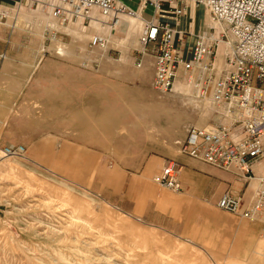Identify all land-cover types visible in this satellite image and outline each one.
I'll use <instances>...</instances> for the list:
<instances>
[{
  "label": "rangeland",
  "instance_id": "374dc122",
  "mask_svg": "<svg viewBox=\"0 0 264 264\" xmlns=\"http://www.w3.org/2000/svg\"><path fill=\"white\" fill-rule=\"evenodd\" d=\"M44 23L34 7L13 10L0 43L61 47L64 55L52 58L60 75H97L96 61H108L109 75L123 83L110 94L108 148L46 142L26 159L1 161L0 264H264V214L252 222L218 208L200 211L183 190L152 181L163 153L177 154L174 143L189 129L214 125L212 103L182 87L154 91L152 72L134 65L138 35L119 45L124 35L116 33L106 51H91L93 27L75 23L49 41ZM246 188L230 185L224 193L247 200L255 185ZM159 251L170 259L156 262Z\"/></svg>",
  "mask_w": 264,
  "mask_h": 264
},
{
  "label": "built area",
  "instance_id": "2783aa9c",
  "mask_svg": "<svg viewBox=\"0 0 264 264\" xmlns=\"http://www.w3.org/2000/svg\"><path fill=\"white\" fill-rule=\"evenodd\" d=\"M137 1L141 10L151 7L149 19L120 0H19L16 9L34 7L42 14L49 41H56L61 30L75 23L87 27L99 24L110 31L121 20L140 21L134 65L140 69L146 58L151 59L153 90L166 94L182 87L209 100L214 108V125L189 129L183 141L174 143L177 154L233 174L246 189L253 183L249 199L226 192L216 206L256 221L264 214V89L258 85L264 82V0ZM198 7L205 11L208 32L196 35L186 59L175 46V35L183 33L161 19L177 23L189 9ZM7 19L8 13L1 10L0 28L6 26ZM110 41V34L97 32L88 47L106 51ZM220 43L224 44L221 54ZM26 152L20 144L2 146L0 163L8 158L26 159ZM179 173V165L172 161L152 181L178 193L183 190Z\"/></svg>",
  "mask_w": 264,
  "mask_h": 264
},
{
  "label": "crops",
  "instance_id": "0c3cea01",
  "mask_svg": "<svg viewBox=\"0 0 264 264\" xmlns=\"http://www.w3.org/2000/svg\"><path fill=\"white\" fill-rule=\"evenodd\" d=\"M18 1L0 0V11L9 13L15 10ZM120 1L140 11L145 19L152 15L151 7L141 10L137 0ZM167 8L165 5L164 9ZM128 21L134 22L133 28ZM161 22L183 33L175 35V46L186 59L190 57L189 51L195 44L196 35L208 32V20L203 7L189 9L177 23L171 19H161ZM91 27L95 32H103L98 24ZM141 28L140 21L125 19L110 36L122 33L124 37L117 43L129 44L132 37L139 35ZM62 50L61 47L54 49L45 45L40 48L29 44L0 43V147L20 144L31 155L37 152L36 149L45 147L46 142L51 147L90 151L93 148H108V133L113 130L108 125L110 99H115L110 94L117 92L123 81L109 75L108 61L99 63L97 75H60V65L52 58L56 57L54 52L55 55H64ZM56 51L59 52L56 54ZM123 59H119V62L126 63ZM142 69L150 70L153 75L149 57L144 60ZM103 124L105 127L101 126ZM163 156L165 165L172 161L179 165L183 199L200 205V211L217 209L218 200L230 185L231 188L244 186L229 175L185 156L172 153H163ZM11 168L6 173L12 172ZM170 206L175 207L174 203ZM144 249L146 247L141 246L140 250ZM167 259H170L167 254L158 252L156 262L164 263Z\"/></svg>",
  "mask_w": 264,
  "mask_h": 264
},
{
  "label": "bare ground",
  "instance_id": "6f19581e",
  "mask_svg": "<svg viewBox=\"0 0 264 264\" xmlns=\"http://www.w3.org/2000/svg\"><path fill=\"white\" fill-rule=\"evenodd\" d=\"M123 20H121L120 22H122ZM120 22H119V24L116 26V28L114 29V30H108L106 27H104L103 25H99L98 24V26H99V29L101 30V31H103V32H105V33H108V34H110V35H112V34H114L115 33V31H116V29L118 28V26L120 25ZM220 47H224V44L223 43H220ZM60 51V50H59ZM58 51V52H59ZM57 52V53H58ZM58 54H60V53H58ZM177 90V89H176Z\"/></svg>",
  "mask_w": 264,
  "mask_h": 264
}]
</instances>
